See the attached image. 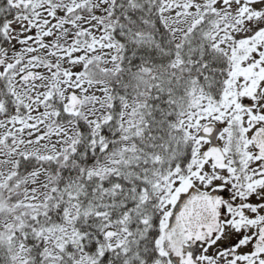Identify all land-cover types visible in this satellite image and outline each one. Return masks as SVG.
Segmentation results:
<instances>
[{
  "label": "snow or ice",
  "instance_id": "1",
  "mask_svg": "<svg viewBox=\"0 0 264 264\" xmlns=\"http://www.w3.org/2000/svg\"><path fill=\"white\" fill-rule=\"evenodd\" d=\"M0 264H264V0H0Z\"/></svg>",
  "mask_w": 264,
  "mask_h": 264
}]
</instances>
